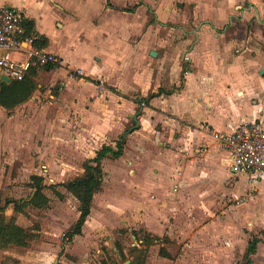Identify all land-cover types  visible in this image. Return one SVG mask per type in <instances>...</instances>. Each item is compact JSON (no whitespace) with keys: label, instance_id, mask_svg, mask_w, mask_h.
Returning a JSON list of instances; mask_svg holds the SVG:
<instances>
[{"label":"rangeland","instance_id":"374dc122","mask_svg":"<svg viewBox=\"0 0 264 264\" xmlns=\"http://www.w3.org/2000/svg\"><path fill=\"white\" fill-rule=\"evenodd\" d=\"M9 1L34 8L50 31L57 16H66L52 2ZM109 1L110 10L102 4L96 27L90 26L99 35H82L89 28L85 20L81 41L67 31L53 37L82 66L72 64L59 76L38 66L32 96L12 111L0 105L1 205L30 198L33 174L44 177L49 197L47 205H28L24 212L8 206L5 214L35 235L27 246L0 247V264L7 258L14 264H245L254 234L262 241L252 264H264V180L255 184L241 176L240 185L231 176L216 184L202 167L173 192L174 173L194 159L200 167L207 162L201 154L221 147L199 140V129L214 132L187 110L143 101L159 85L184 87L193 69L189 53L198 43L194 13L183 0H143L133 12L124 9L138 0ZM222 2L229 9V0ZM232 12L219 31L213 68L249 70L260 76L255 88L264 91V0H239ZM62 36L74 42L66 46ZM250 101L261 103L262 115L264 98L253 94ZM131 128L122 156L104 159L103 187L82 232L71 237L80 201L63 183L83 175L87 160ZM240 197L246 200L238 203ZM148 234L158 239L146 248ZM162 246L171 257L160 253Z\"/></svg>","mask_w":264,"mask_h":264},{"label":"crops","instance_id":"0c3cea01","mask_svg":"<svg viewBox=\"0 0 264 264\" xmlns=\"http://www.w3.org/2000/svg\"><path fill=\"white\" fill-rule=\"evenodd\" d=\"M40 5H45L48 2H52L57 7L61 8V11L66 16H57L54 20L53 31H50L46 24L43 23L44 18L40 16L36 10L28 6L23 2H12L9 0H1L0 4L12 5L20 10L22 15L25 18V23L27 20H33L35 24V29L42 36L48 38V45L45 46L47 49L55 52L58 55L59 63L57 65H52L51 69L56 76L63 74L64 70L67 71V67H71L72 64H76V60H73L70 55L67 54L62 48L59 47L60 43L54 42V35H58L61 31H67L66 36L74 38L75 41H81L79 33L83 32L81 26L84 25L83 21L88 20L89 28L84 31L82 35H88L89 37L94 35H99V30L92 28L90 26H95L94 19L101 15L102 8L101 5H106V10H110L107 4L110 3L109 0H36ZM115 4L123 2L124 0L116 1ZM148 1V0H147ZM186 4V8L194 13L193 24L196 29V36L198 43L192 47L190 51L191 62H192V71L187 69L186 81L184 87H170L166 85H159L156 90H153L147 97V105L166 103L168 105H174L183 108L191 113L190 116L194 117L200 123L204 122L209 129H212L214 134L207 132L206 130L199 129L201 133L205 136H198L199 140L208 142L212 144L214 140L219 143L220 149L214 145L215 149H210L207 153L201 154L206 156L204 158L207 160L205 164H202L200 167H196V160L194 159L193 163H189L188 166L184 167V171H178L174 173V183L179 184V188L185 183V177L191 179L198 177V172L202 171V167L207 170V174L212 171L207 180L215 179L216 184H221V181L228 180L231 176L235 178L239 177L237 184L244 185L241 176H245L246 179L251 183H259L264 180V177H258L255 181H251V175L249 174H235L232 168L233 159L228 153L227 149L224 147L216 137L215 132H231L241 123L254 120L261 115V103L252 104L250 98L253 94L257 95L260 98H264V91L262 88H255L257 84L260 83L259 79L254 75V73L249 70L234 69L227 72L221 71V69L213 68L215 61V56L218 55V42L220 37L222 38L223 33L219 31L224 29L225 25L228 24L229 16L233 14V8L237 6L239 0H229V9L226 8V11L222 7L223 0H183ZM254 1V0H252ZM57 2V3H55ZM221 2V3H220ZM107 3V4H106ZM144 4L143 0H138L132 7H128L127 11H135L139 6ZM220 6V7H218ZM217 8H219V13H215ZM106 11L104 13H108ZM221 12L225 14H220ZM106 15V14H105ZM68 17V18H67ZM75 23V24H74ZM60 24L61 28H56V25ZM191 24V25H193ZM75 25V27H73ZM78 25V26H77ZM86 26V25H85ZM73 27V28H72ZM74 34H73V33ZM246 36V32H245ZM57 38V37H56ZM63 36L59 38L62 40ZM72 39H63L62 43L66 46L73 43ZM250 42V41H249ZM109 38L107 40V45H109ZM59 44V45H58ZM102 44V43H101ZM75 47V45H72ZM217 50H216V49ZM250 46L248 50H250ZM247 53H243L242 56H245ZM153 55V54H152ZM190 58V57H189ZM217 59V58H216ZM249 62L251 58H245ZM82 66L80 64H76ZM35 66L33 68H37ZM205 67H212L210 70L204 69ZM262 69V68H261ZM63 71V72H62ZM212 71V73H211ZM261 73V72H260ZM67 75V74H66ZM262 75V74H261ZM263 78V77H262ZM231 84V85H230ZM160 87H165L167 89H174V92L171 94H160L156 97L151 98V94L157 92ZM258 89V91H257ZM204 93V94H203ZM241 102L244 103V106L241 107ZM1 105V104H0ZM241 108V109H240ZM264 110V109H263ZM262 110V111H263ZM201 124L202 127H205ZM200 128V127H199ZM134 129H130V133ZM129 133V132H128ZM203 139H202V138ZM128 141V138H127ZM211 146V145H210ZM196 149V148H195ZM210 157V161H208ZM197 159V158H196ZM211 165V166H210ZM254 185V184H253Z\"/></svg>","mask_w":264,"mask_h":264},{"label":"trees","instance_id":"16d2710c","mask_svg":"<svg viewBox=\"0 0 264 264\" xmlns=\"http://www.w3.org/2000/svg\"><path fill=\"white\" fill-rule=\"evenodd\" d=\"M27 30L37 35L36 45L45 47L48 45V38L40 35L35 29L33 20H27ZM51 69L52 65L46 66ZM37 74L36 68L30 70V72L22 79H12L10 82H0V104L12 111L16 106L26 102L37 89L38 84L35 76ZM174 89H167L160 87L157 92L151 94V98L156 97L160 94H171ZM143 101L147 102V98H143ZM130 129H127L120 138L117 140L116 145L104 144L100 148L96 155L85 162V172L83 175L76 178L70 179L63 183V185L71 191L80 201L79 210L80 214L73 227L70 229V236L79 234L82 232L83 226L85 225L88 217L92 212V205L94 196L103 187L104 182V167L103 161L107 157L118 158L121 157L125 150L127 143V133ZM31 186L33 188L32 195L30 198L24 199H8L3 205L0 201V247L6 248L10 245L27 246L30 240L34 237V233L29 229L17 223V217H8L5 214L6 209L9 205H12L14 211L24 212L26 206L33 205L36 207H42L49 203V197L44 192L47 186L44 183V177L39 174H33L31 176ZM158 239L150 234L145 235L143 243L147 248L154 240ZM262 241V237L258 234L251 236L247 252L245 264L253 263V255L257 252L258 244ZM133 251H137L138 248H133ZM160 253L166 257H171V253L166 247L162 246ZM13 259L7 258L2 261L1 264H14ZM129 264H136L132 261Z\"/></svg>","mask_w":264,"mask_h":264},{"label":"built area","instance_id":"2783aa9c","mask_svg":"<svg viewBox=\"0 0 264 264\" xmlns=\"http://www.w3.org/2000/svg\"><path fill=\"white\" fill-rule=\"evenodd\" d=\"M37 35L27 30L25 18L12 5L0 4V82L2 76L22 80L33 67L57 65L58 55L36 45ZM82 73V69H76ZM233 159L235 174H249L251 181L264 177V113L241 123L231 132H215ZM179 184L173 185L177 191ZM240 197L238 203L245 201Z\"/></svg>","mask_w":264,"mask_h":264},{"label":"water","instance_id":"95a60500","mask_svg":"<svg viewBox=\"0 0 264 264\" xmlns=\"http://www.w3.org/2000/svg\"><path fill=\"white\" fill-rule=\"evenodd\" d=\"M152 54H153V55H156L157 53H156V51H152ZM261 74L264 75V67L261 69ZM2 78H3V80L6 81V82H10V81L12 80L10 77L5 76V75L2 76ZM128 262H129V261H128ZM128 262H127V263H128ZM127 263H124V264H127Z\"/></svg>","mask_w":264,"mask_h":264}]
</instances>
